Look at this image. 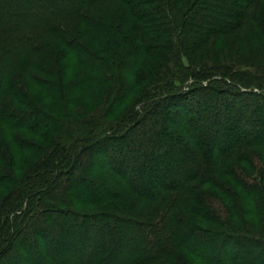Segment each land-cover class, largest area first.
<instances>
[{"label": "trees", "instance_id": "trees-1", "mask_svg": "<svg viewBox=\"0 0 264 264\" xmlns=\"http://www.w3.org/2000/svg\"><path fill=\"white\" fill-rule=\"evenodd\" d=\"M263 50L264 0H0V264H264Z\"/></svg>", "mask_w": 264, "mask_h": 264}, {"label": "rangeland", "instance_id": "rangeland-1", "mask_svg": "<svg viewBox=\"0 0 264 264\" xmlns=\"http://www.w3.org/2000/svg\"><path fill=\"white\" fill-rule=\"evenodd\" d=\"M253 39H254L253 31H250V32H247L246 31L245 32V30H244V32L242 34L238 35L237 37H235L231 41L232 42L231 46L234 47L233 48L234 49V51H233L234 53L236 51V48L238 50V48L241 47V49L239 50V52L241 53V56H242V59H243V64H253V63H256V62H258V58L262 55V54L260 55L261 50H259L257 48V46H256L257 43ZM233 42L236 45L238 44V46L235 47L233 45ZM200 50H201V48H200ZM263 51H262V53H263ZM240 53H238V54H240ZM188 55L190 56L192 63H199L200 61H204L205 60L204 58H206L207 50L205 48H202V50L200 52L197 51V52H194V53H188ZM218 57L220 58L221 56H218ZM208 61H209L208 64H210V63L213 64L214 61H215V59L208 60ZM180 63L183 64V65H185V66H187L189 64L188 61H187V58H185V57L181 58ZM169 64H168L169 67H171L170 65H172V67L174 65V64H170V65ZM161 65H165V61L164 60L161 61V60H158L157 58H154V57H147V61L142 65V69H145L146 71H148L149 69H151L149 71L155 72L154 71V69H156L155 67L156 66H161ZM241 65L242 64H239L237 66H241ZM181 70H182V68H181ZM177 71L179 72V69L178 68H177ZM151 78L145 80L142 83L141 86L145 87V85L147 86L149 84H153V82H155V81H153V78L152 79ZM189 82H190V80L188 81V83ZM204 84H206V83H204ZM216 86H219V85H216ZM120 115H121V113H120ZM120 115L118 114L114 119L119 118ZM112 121L109 120V121H107V123H111ZM26 153L27 154H25V155L24 154L23 155L22 154H19V156L15 159L14 164L18 165L19 167L21 166V164L28 165V164L33 163L36 160V158L38 157L37 156L38 154H36V152H34L33 150H30V151H28ZM0 166L1 167H4V165H2V164H0ZM16 202L18 204L19 199L18 200L16 199L15 204H16ZM17 208H18V206L16 205L15 206V210Z\"/></svg>", "mask_w": 264, "mask_h": 264}]
</instances>
